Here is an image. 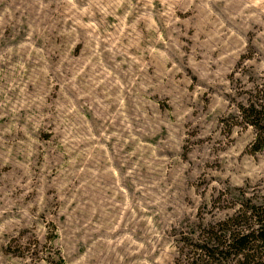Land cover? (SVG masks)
Wrapping results in <instances>:
<instances>
[{
    "label": "rangeland",
    "instance_id": "obj_1",
    "mask_svg": "<svg viewBox=\"0 0 264 264\" xmlns=\"http://www.w3.org/2000/svg\"><path fill=\"white\" fill-rule=\"evenodd\" d=\"M251 105L264 0H0V264H264Z\"/></svg>",
    "mask_w": 264,
    "mask_h": 264
},
{
    "label": "trees",
    "instance_id": "obj_2",
    "mask_svg": "<svg viewBox=\"0 0 264 264\" xmlns=\"http://www.w3.org/2000/svg\"><path fill=\"white\" fill-rule=\"evenodd\" d=\"M242 114L247 120V125L256 132L253 152H258L264 148V107L262 105L249 106L242 109ZM250 218L255 219L256 229L247 230L244 233L233 234L229 240V246L235 249V254L242 258V261L252 263L254 254H249L253 248H262L261 255L264 254V210H251ZM257 245V246H255ZM259 264V262L254 263Z\"/></svg>",
    "mask_w": 264,
    "mask_h": 264
}]
</instances>
